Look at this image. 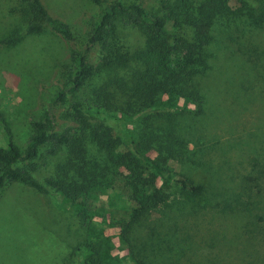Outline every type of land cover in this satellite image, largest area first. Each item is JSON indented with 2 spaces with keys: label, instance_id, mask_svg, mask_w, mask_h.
<instances>
[{
  "label": "rangeland",
  "instance_id": "rangeland-1",
  "mask_svg": "<svg viewBox=\"0 0 264 264\" xmlns=\"http://www.w3.org/2000/svg\"><path fill=\"white\" fill-rule=\"evenodd\" d=\"M41 1L54 18L66 23L74 39L50 29L27 33L21 1L0 0V40L19 35L12 45L0 42V146L8 129L12 141L24 149L31 122L45 112L53 118L54 130L79 125L70 107L73 102L83 107L107 96L113 110H124L133 102L134 75L143 68L138 54L146 48L144 34L132 24L114 21L110 44L125 53L126 65L100 69L81 89L55 101L70 76L73 51L86 40L108 0L100 6L90 0ZM116 1L137 3L149 12L161 5L160 0ZM248 1L257 17L264 14V0ZM232 4L238 6L239 1ZM211 34L208 67L195 78L200 110L184 97L159 93L152 108L129 127L105 113L82 112L89 123L111 127L120 141L118 153L132 149L126 133L131 130L137 145L133 158L145 171L150 169L143 159L158 161L165 155L161 145L173 130L177 141L162 164L169 168L166 174L177 172L204 184L202 195L189 197L175 182L155 173L156 185L169 197L143 213L126 242L118 224L130 207L126 189H121L129 171L108 162L102 148L88 139L84 169L117 181L114 186L123 202L111 198L116 191L109 188L108 195L100 193L86 203L83 218L78 201L20 183L5 185L0 189V264H264V21L219 16ZM99 50L98 44L89 45L87 60L93 65ZM145 144L147 148L139 147ZM70 159L66 148L51 156L41 148L32 160L33 174L40 180L68 181L75 176Z\"/></svg>",
  "mask_w": 264,
  "mask_h": 264
},
{
  "label": "trees",
  "instance_id": "trees-1",
  "mask_svg": "<svg viewBox=\"0 0 264 264\" xmlns=\"http://www.w3.org/2000/svg\"><path fill=\"white\" fill-rule=\"evenodd\" d=\"M20 1L28 21L25 28L27 33L50 29L66 40L74 39L66 23L54 18L41 0ZM90 1L100 6L103 0ZM232 1L160 0L158 11L149 12L137 3L124 5L116 0H108L104 8L98 12L86 40L73 51V66L67 84L56 93L54 100L62 101L65 92L74 93L81 89L85 81L100 69L107 70L126 65L125 53L110 44V39L114 35V21H120L122 24L136 26L146 38V48L138 54L143 68L134 75L133 102L127 103L125 109L119 111L110 107L107 96H104L101 103L91 102L88 105L84 104L83 107L73 102L70 107L78 117L79 125L66 127L60 131L54 130L53 118L45 112L40 118L31 122L32 133L22 150L12 141L6 129L5 145L0 146V189L9 183H20L38 192L46 193L51 190L53 195L78 201L81 208L80 215L83 218L86 215L84 208L86 203L97 200L100 193L108 195L109 188L116 191L111 198L123 202V194L114 186L118 184L117 181L114 183L103 176V173L99 174L100 178L96 177L95 173L84 169V144L86 140L93 138L92 140L104 151L108 162L117 168L124 167L129 171L125 175L126 180L122 182L121 189H126V199L130 207L126 217L118 224L119 235L126 242H129L132 225L143 213L148 208H154L165 202L169 197L167 192L156 185L155 173L161 179L175 182L189 197L201 196L206 188L204 184H194L187 176L177 172L166 174L170 172L167 170L169 168L162 165L174 151L173 145L177 140L173 136V130L169 129L165 135L167 144L161 145L165 151V155H161L158 159L161 164L155 160L143 159L150 169L145 171L133 158L132 152L137 150V145L132 138L131 130L127 128L126 133L132 149L127 148L126 151L118 153L115 149L120 141L118 136L113 135L111 127L103 125L100 121L89 123L82 116V112L105 113L114 119L122 120L129 127L128 125L137 122L147 110L152 108L155 96L159 93L184 97L200 110L202 101L195 78L208 67L209 56L206 48L212 39L211 27L215 18L244 15L251 23L264 21V14L262 16L259 14L257 17L254 13L255 8L248 0H236L239 1V5L235 7ZM18 37L19 35L15 34L7 35L0 42L9 46L14 44ZM93 43L100 47V57L96 65L87 60L89 45ZM85 128H89L90 132H86ZM154 138L158 139V136L155 134ZM139 147L147 148L148 144ZM41 148L50 156L60 148H66L71 156L69 164L75 173L74 178H69L68 181L54 177L38 179L33 174L35 166L32 160L40 154ZM20 162L23 164L18 165ZM143 172L147 174L144 175ZM96 262L97 260H93V264Z\"/></svg>",
  "mask_w": 264,
  "mask_h": 264
}]
</instances>
